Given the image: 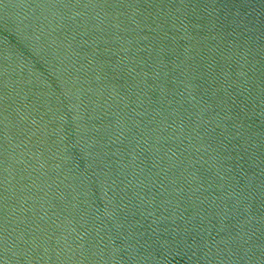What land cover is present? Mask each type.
I'll return each mask as SVG.
<instances>
[{
    "label": "water",
    "instance_id": "95a60500",
    "mask_svg": "<svg viewBox=\"0 0 264 264\" xmlns=\"http://www.w3.org/2000/svg\"><path fill=\"white\" fill-rule=\"evenodd\" d=\"M0 264H264V0H0Z\"/></svg>",
    "mask_w": 264,
    "mask_h": 264
}]
</instances>
